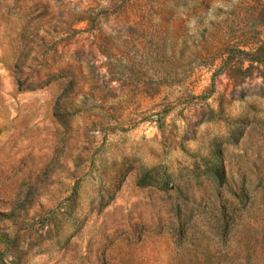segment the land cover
<instances>
[{
    "label": "rangeland",
    "instance_id": "obj_1",
    "mask_svg": "<svg viewBox=\"0 0 264 264\" xmlns=\"http://www.w3.org/2000/svg\"><path fill=\"white\" fill-rule=\"evenodd\" d=\"M0 264H264V0H0Z\"/></svg>",
    "mask_w": 264,
    "mask_h": 264
}]
</instances>
